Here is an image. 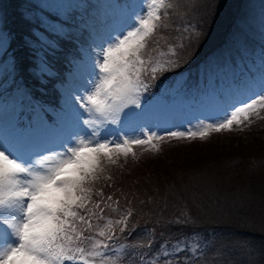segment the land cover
<instances>
[{"label":"snow or ice","instance_id":"6c2138e0","mask_svg":"<svg viewBox=\"0 0 264 264\" xmlns=\"http://www.w3.org/2000/svg\"><path fill=\"white\" fill-rule=\"evenodd\" d=\"M90 7L61 3L55 11L48 9L56 14V23L49 22L47 13L36 17L38 32L31 39L39 47L32 50L55 51L70 38L73 10ZM101 7L103 38L86 50L94 69L91 87L83 95H70L58 108L41 103L37 92L18 83L28 66L10 53V34L0 31V54L8 58L14 99L17 106L26 100L31 114L27 127L20 126L17 118L0 133V264H200L207 246L198 242V234L166 240L158 249L150 238L141 246L148 249L145 253L137 252L136 245L116 246L126 240L124 233L131 235L135 229L130 227L134 208L125 193H120L125 200L121 205L115 193L105 192L115 185L109 165L122 168L121 156L125 163L130 154L135 159L133 145L159 152L166 140H203L213 132L242 131L264 119L262 59L258 72L234 84L227 97L218 100L211 123L201 122L196 130L145 131L144 94L159 76L180 67L181 53L197 33L190 22L183 23L189 11L182 0H133ZM170 31L180 39L170 42L166 35ZM34 67L31 75L43 87V79L51 76L48 62L41 59ZM122 115L126 127H138L114 139L102 135L108 125L121 124ZM81 123L90 130H79ZM174 222L189 223L184 213Z\"/></svg>","mask_w":264,"mask_h":264},{"label":"trees","instance_id":"16d2710c","mask_svg":"<svg viewBox=\"0 0 264 264\" xmlns=\"http://www.w3.org/2000/svg\"><path fill=\"white\" fill-rule=\"evenodd\" d=\"M40 1L0 0V30L10 34V53L15 52L18 60L28 66V70L17 77L18 83L37 92L41 103L55 107L60 104L64 96H69L67 90L74 87V81L83 74L81 67L84 65L85 55L82 46L89 33V27L86 26L87 15L90 12L93 15L94 9L100 8L102 4L100 0H73L71 4H88L92 7L87 10H73L68 28L70 38L64 39L55 51L47 48L33 51L32 49L39 47L31 39V34L38 32L35 18L43 17L47 13L46 18L49 22H58L57 19H53L54 13H49L42 8ZM193 3H196V0H182L183 6H186L189 11L183 23L194 22L193 30L197 35L191 37V46L181 53L180 67L159 76L153 82L149 92L144 94L143 103H156L158 101L156 97L159 94L162 97L164 91L169 89L168 87L176 78L183 73L197 72L201 64L215 57L216 53L225 48L230 43L229 40L234 38L236 29L247 13V0H199L198 6L194 9L191 7ZM180 11H184V7ZM101 21L103 26L102 18ZM166 35L173 43L180 39L179 34L175 32L170 31ZM26 41L30 47L26 46ZM184 42L188 43L187 40ZM2 58L7 57L2 55ZM41 59H46L51 69V76L43 79V87H40L31 75L35 70L34 66ZM259 62L256 61L257 64ZM256 72L258 71H240L237 73L240 74L238 75L240 79L234 76L231 86ZM10 85L11 79L9 83L0 80V106L9 110L16 107L10 102L13 99L9 94L14 93ZM19 105L26 108L24 112L30 120L31 114L27 101H19ZM252 139L255 145L259 142L260 145H257V149L252 148L253 158L248 163L233 164L216 173L211 172L208 182L207 180L199 183L194 181L188 186L186 185L189 178L193 177L189 174L195 172L205 174V172L199 171L200 166L194 165L195 160H192V171L185 173L188 166H185V161L182 159L184 156L179 155L186 152L181 150L183 147H176L174 142L164 144L161 151L143 158L137 156L139 151L134 149L135 159L131 154L126 158V163L124 157L119 158V163L123 164L122 168L109 165L115 185L113 188H105V192L115 193V198L120 199L121 205H125V200L120 193H125L132 200L134 208L130 227L135 225V229L131 235L127 236V242L132 245L131 239L135 235V238L140 239L136 251L144 253L147 248L141 246L150 238L155 240V247L158 249L161 244L158 241H164L168 236L179 239L189 234H198L204 236V245L207 246L205 256L200 258V264H205L210 259L216 251V246L223 244L218 240L223 239L225 243L228 242V245L223 244L222 247V250L227 253V258L222 264H252L248 260L250 255L255 260V264H264V197L258 206L253 207L244 203L239 219L233 226L219 219L214 221L206 219L207 222H204L200 214L203 209L202 198H209L212 195L218 199L219 194L231 191L234 187L242 189L239 192L242 196L252 195L254 198L257 194L264 195V141L261 142L255 136ZM198 144L200 143L193 144L194 148L188 150L196 151L197 155H193L194 157L202 154V150L215 153L221 150L225 153V157L237 150L241 152L240 148H235L233 144L230 147H220L210 140L203 144L205 147H199ZM156 160H162L168 164L182 162L172 167L171 177L169 174L166 177L167 172L165 171L163 176L160 165H153ZM147 161L155 167L147 168L144 164ZM102 184L103 181L97 184V187ZM228 206L230 211L238 210V205L234 202L229 203ZM181 213L185 214L188 224L178 225L174 222ZM137 229L140 230V234H136ZM249 251H251L250 254L247 253Z\"/></svg>","mask_w":264,"mask_h":264},{"label":"rangeland","instance_id":"374dc122","mask_svg":"<svg viewBox=\"0 0 264 264\" xmlns=\"http://www.w3.org/2000/svg\"><path fill=\"white\" fill-rule=\"evenodd\" d=\"M73 0H41L40 4L47 11L56 10V6L61 3H70ZM100 4L106 5L110 3H131L133 0H100ZM101 10V12L99 11ZM103 12V7L94 9L93 15L92 12L87 15V25L89 27V33L85 37L82 49L85 55L84 65L81 67V72L83 74L79 75L78 80L74 81V87H70L67 90V93L70 95L85 93V90L91 87L89 81L93 79L94 69L92 67L91 57L88 55L86 50L89 49L90 45H93V41L99 42L103 38L105 31V23L103 26L101 24V13ZM55 14V13H54ZM56 15V14H55ZM194 22H192L193 24ZM1 31V30H0ZM229 44L218 51L215 57L209 59L208 61L201 64L202 66L194 72L193 74L183 73L178 78H176L172 84L168 87L169 89L164 91V95L161 97L159 94L156 99L158 100L154 104L143 103L142 107L148 105L146 112L141 117L144 119L141 123L143 124L145 131L159 130L164 131V129H180L184 128H193L196 130L200 123L204 124L211 123L215 117L216 106L218 100H223L227 97L230 90L232 89L231 84L233 83V77L237 76L240 79V71H259L260 63L264 59V0H247V13L246 17L243 19L241 24L236 29V33L233 39L229 40ZM254 61V62H253ZM256 61H260L259 64ZM86 64V65H85ZM245 78V77H244ZM243 78V79H244ZM10 77L8 75V58L3 59L2 54H0V80L4 83H9ZM229 83V85H227ZM172 85V86H171ZM229 86V87H228ZM14 99L15 94H9ZM69 96H64L59 105L55 107H60L65 104L66 99ZM15 103L14 101H11ZM17 105V104H16ZM127 111V110H126ZM135 111H140L136 109ZM0 108V133H2L5 128H8L18 117L17 113L20 114L21 107H15L13 109L4 111ZM87 115L85 114L83 119H86ZM126 120L129 117L126 115ZM27 125V124H26ZM138 126H133V128ZM133 128L126 127L123 122V115L121 119V124L119 125H108L106 130L102 131V135L107 136L109 139L116 138V135L123 136L125 132L129 134L132 133ZM84 132L89 131L90 129L87 126L80 124V129ZM260 139L261 142L264 141V119L257 120L251 127L245 128L244 130H234V131H223L220 133H211L206 139H183V140H166L164 143L160 144V148L164 144L173 142L176 147L181 148L183 154L179 156H184L182 159L185 161V166H188V169L185 173L192 171V160L194 165H199L200 170L204 173L195 172L191 173L193 177H190L187 185L191 184L194 181L204 182V180L209 181L210 173H216L226 167H229L233 164L241 165L245 162L248 163L249 160L253 158L252 148L257 149L258 144H254L252 137ZM213 141L214 144L220 147H230L233 144L235 148H240L241 152H231L228 156H224L225 153L219 150V153L202 150V154L194 157L196 151H188L190 148H194L193 144H198L199 147H205L203 145L205 142ZM172 142V143H171ZM214 144H211L214 146ZM186 146V148H184ZM196 146V147H197ZM133 150L137 149L139 152L137 156L143 158L144 156L154 155L156 152H145L141 149L140 146L133 145ZM187 150V151H186ZM199 151V150H198ZM123 157V156H121ZM182 161H176L173 164H168L162 160L154 161L153 165L161 166L162 175L166 171V177L170 176L172 167L177 163ZM147 168H154L150 161L144 163ZM247 166V165H246ZM160 172V173H161ZM165 177V178H166ZM171 177V176H170ZM171 180V179H170ZM147 182V181H145ZM144 182V183H145ZM242 189L240 187H234L231 191H225L219 194V198H214L215 196L210 195L209 198H202V207L201 210L204 222L209 219L214 221L215 219L223 220L227 224L233 226L238 219L240 212L243 210L244 203L249 206H258L260 205L261 199L264 195L257 194L254 198L252 195H240ZM243 200V201H241ZM236 203L238 205V210L234 209L233 211L229 210V203ZM191 207V206H190ZM109 215L115 217V213H109ZM140 230L137 229L136 234H140ZM126 237V240H121L117 243V247L121 243L129 244L127 242L128 234H123ZM131 239L132 245H139L140 239L135 238L133 235ZM200 244L204 245V236L199 235ZM175 241L172 237H167L164 241ZM164 241H158L159 244ZM223 244L228 245V242L225 243V240H218ZM223 244L216 246V251L210 256L205 264H222L224 259L227 258V253L225 250H222ZM252 251V250H251ZM251 251L247 253H251ZM148 252V249L144 250V253ZM254 254V252H252ZM255 257V255H254ZM248 260L252 264H255V260L250 255ZM211 261V262H210ZM264 263V262H263ZM126 264H132L126 263ZM232 264V263H231Z\"/></svg>","mask_w":264,"mask_h":264}]
</instances>
